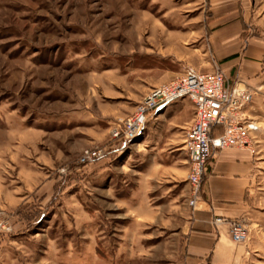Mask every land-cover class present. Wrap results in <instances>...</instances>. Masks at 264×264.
I'll use <instances>...</instances> for the list:
<instances>
[{"label": "rangeland", "instance_id": "374dc122", "mask_svg": "<svg viewBox=\"0 0 264 264\" xmlns=\"http://www.w3.org/2000/svg\"><path fill=\"white\" fill-rule=\"evenodd\" d=\"M246 3L247 35L264 41V0ZM215 10L210 0H0V264H185L197 206L178 182L183 156L152 152L142 135L120 145L110 131L152 87L222 69L208 41ZM261 81L245 108L259 96L251 116L264 139V71ZM97 148L101 160L81 163Z\"/></svg>", "mask_w": 264, "mask_h": 264}, {"label": "crops", "instance_id": "0c3cea01", "mask_svg": "<svg viewBox=\"0 0 264 264\" xmlns=\"http://www.w3.org/2000/svg\"><path fill=\"white\" fill-rule=\"evenodd\" d=\"M210 4L217 10L212 12L209 24L218 26L215 25L214 31L209 29L208 41L220 58L227 80L240 89L258 93L264 71V41L247 35L246 23L241 17L246 0H210ZM244 40L246 46L242 49ZM255 98L245 108L251 119V114H255L251 109L258 108L261 102L259 96ZM192 118V103L186 98L179 99L148 117L140 144L148 145L152 152L166 150L183 156L184 178L178 182L186 192L189 190L188 163L182 145ZM260 119L264 124V119ZM219 133V128H215V134ZM262 134L260 130V145L254 146L259 150L264 147ZM167 167L173 169V165ZM216 217L243 221L249 231L247 242L233 243L227 224H213ZM185 234V264H252L261 258L264 254V159L258 151L228 148L208 160L201 201L190 212Z\"/></svg>", "mask_w": 264, "mask_h": 264}, {"label": "built area", "instance_id": "2783aa9c", "mask_svg": "<svg viewBox=\"0 0 264 264\" xmlns=\"http://www.w3.org/2000/svg\"><path fill=\"white\" fill-rule=\"evenodd\" d=\"M184 98L193 106V118L185 130L182 147L188 163V204L195 208L201 201V187L208 160L226 148L252 149L257 144L256 134L260 126L252 119L244 118L243 114L245 106L253 99L252 92L231 86L225 72L217 66L209 74L187 68L179 79L152 87L133 113L115 123L110 137L120 145H129L142 134L149 116ZM217 127L219 134H215ZM104 154L98 148L87 150L81 163L101 160ZM213 223L227 224L233 243L247 242L249 232L243 221L216 217Z\"/></svg>", "mask_w": 264, "mask_h": 264}]
</instances>
